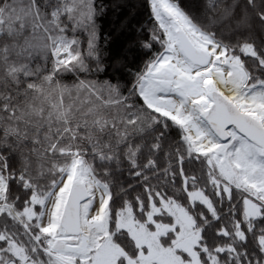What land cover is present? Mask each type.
I'll return each mask as SVG.
<instances>
[{
    "label": "snow or ice",
    "instance_id": "6c2138e0",
    "mask_svg": "<svg viewBox=\"0 0 264 264\" xmlns=\"http://www.w3.org/2000/svg\"><path fill=\"white\" fill-rule=\"evenodd\" d=\"M0 264H264V0H0Z\"/></svg>",
    "mask_w": 264,
    "mask_h": 264
}]
</instances>
